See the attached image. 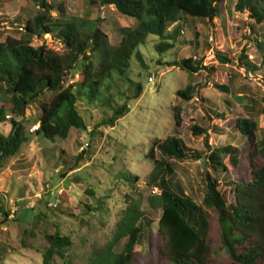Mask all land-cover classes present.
<instances>
[{"label": "trees", "instance_id": "16d2710c", "mask_svg": "<svg viewBox=\"0 0 264 264\" xmlns=\"http://www.w3.org/2000/svg\"><path fill=\"white\" fill-rule=\"evenodd\" d=\"M29 1L39 8V13L25 19L19 39L7 37L0 41V172L7 160L31 141L30 134L40 143L42 139L52 143L56 139L70 140L74 130L88 131L94 137L96 132L88 127L83 108L100 109L104 115L94 129L113 126L128 113L129 101L140 98L143 93V83L133 78L131 68L134 60L147 67L140 50V46L147 44V37L153 35L159 39L154 44L159 53L173 49L176 42L196 46L193 22L217 19L224 2L89 0L102 7L114 6L119 13L136 21L133 27L120 29V42L112 46L100 28L86 17L77 18L62 4L50 0ZM234 11L248 13L253 21L250 34L254 36L263 64L245 60L244 66L249 71H258L264 65V34L257 27L264 24V0H236ZM47 35H53L64 46V51L47 48L44 45ZM34 40L42 44L34 46ZM216 58L221 64L232 62L221 52L216 53ZM164 64L190 74H196L202 67L200 59L191 58ZM207 70L215 72L213 67ZM215 86L224 93H234L230 81ZM194 90L189 82L176 92V97L190 101ZM224 103L223 111H208L233 118L232 127L246 137L249 149L245 177H232L243 161L239 148L232 144L210 146L203 128L193 126L191 130L195 135L206 134L207 154L190 149L174 135L155 139L147 154L152 159L148 183L160 191L148 198L153 207L161 209L153 244L148 238L152 222L130 197L129 206L115 223L112 240L102 246L88 264H135L138 255H145L146 250L167 264H218L217 248L224 251L228 264H264V139L256 138L257 124L249 117L248 106H243L247 110L244 111L230 99ZM34 107L37 117L31 122L27 111ZM173 110L174 124L179 126L180 111L176 107ZM36 124L37 129L31 132V126ZM153 150L159 153L157 159L153 158ZM188 157L206 159L205 191L199 203L174 180L177 161ZM117 177L132 184L138 179L128 169L119 170ZM85 193L94 195L89 187ZM85 208L99 210V207ZM0 211L7 217V211L3 208ZM70 216L74 215L70 213ZM123 237L127 240L122 250L113 252ZM44 239L47 245L42 253V264H52L55 257H62L72 245L71 237L63 235L58 228L46 233ZM137 246H141L140 250H136Z\"/></svg>", "mask_w": 264, "mask_h": 264}, {"label": "rangeland", "instance_id": "374dc122", "mask_svg": "<svg viewBox=\"0 0 264 264\" xmlns=\"http://www.w3.org/2000/svg\"><path fill=\"white\" fill-rule=\"evenodd\" d=\"M50 1L62 4L77 18L86 17L100 28L112 46L120 42L121 28L136 24L114 6L102 7L89 0ZM235 2L224 0L219 17L213 21L193 22L196 46L176 42L173 49L159 53L154 49L159 39L153 35L147 37V44L140 46L147 67L134 60L131 68L133 78L143 83V93L140 98L129 101L128 113L113 126L94 129L104 115L100 109L83 108L88 127L96 132L94 137L88 131L74 130L70 140L56 139L52 143L42 139L40 143L34 135H29L31 141L15 157L8 159L0 172V208L8 212L6 217L0 211V258L3 257L0 264H42V253L47 245L44 235L56 228L71 237L72 245L62 257H55L52 264H88L89 259L112 240L115 223L129 206L130 197L152 222L148 235L152 245L161 218V209L153 207L148 200L149 196L160 192L148 183L152 159L147 154L155 139L174 135L201 154L208 153L206 134L212 147L235 145L242 152L243 161L232 177H245L249 149L246 137L232 127L233 118L208 111H223L224 101L228 99L240 110L247 111L243 109L246 105L250 108L249 117L257 124V140L264 139V65L258 71H249L244 66L245 60L260 65L262 56L250 34L253 21L248 13L234 11ZM218 8L220 10L221 5ZM38 13L39 8L29 0L0 2V41L7 37L19 39L25 19ZM52 14L55 15V11ZM257 27L264 34V24ZM41 44L39 40L33 41L34 46ZM44 45L56 52L64 51V46L53 35L45 37ZM218 52L232 62L221 64L216 58ZM181 58L200 59L202 67L196 74H190L164 64ZM211 67L215 72L207 70ZM151 75L154 80L149 83L147 78ZM229 81L232 95L215 86ZM189 82L195 87L193 98L185 101L176 97V92ZM173 107L180 111L179 126L174 124ZM27 114L33 122L37 117L35 107ZM193 126L207 133L195 135L191 130ZM158 157V151L153 150V158ZM205 160L188 157L177 161L174 172V180L197 203L205 191ZM123 169H128L138 179L132 184L115 178ZM87 187L94 195H86ZM86 206L99 207V210L91 211ZM126 240L121 238L113 252H120ZM140 248L137 246L136 250ZM216 251L217 263L228 264L224 251L219 248ZM135 264L167 263L146 250L145 255H138Z\"/></svg>", "mask_w": 264, "mask_h": 264}, {"label": "built area", "instance_id": "2783aa9c", "mask_svg": "<svg viewBox=\"0 0 264 264\" xmlns=\"http://www.w3.org/2000/svg\"><path fill=\"white\" fill-rule=\"evenodd\" d=\"M147 80H148L149 83H152L153 80H154V75L149 76V77L147 78ZM37 127H38L37 124H36V125H32L31 128H30V131H31V132L35 131V130L37 129Z\"/></svg>", "mask_w": 264, "mask_h": 264}]
</instances>
